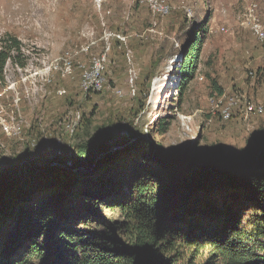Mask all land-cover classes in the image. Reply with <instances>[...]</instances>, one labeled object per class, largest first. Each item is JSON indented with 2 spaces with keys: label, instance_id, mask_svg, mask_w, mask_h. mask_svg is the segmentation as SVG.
Listing matches in <instances>:
<instances>
[{
  "label": "rangeland",
  "instance_id": "rangeland-1",
  "mask_svg": "<svg viewBox=\"0 0 264 264\" xmlns=\"http://www.w3.org/2000/svg\"><path fill=\"white\" fill-rule=\"evenodd\" d=\"M152 1L167 13L154 12ZM254 21L264 26V0H0V44L17 39L14 55L24 63L8 61L0 86V172L24 160L48 165L58 140L60 162L68 165L74 146L101 127L112 132L116 151L126 150L117 165L142 159L130 147L139 138L166 156H231L260 142L264 111L243 110L264 108V42L250 29ZM197 37L196 72L180 96L179 68ZM94 59L104 67L100 91L82 86ZM222 96L238 107L228 121L211 102ZM95 208L104 219L123 221L117 209ZM1 230L4 248L18 229L12 221Z\"/></svg>",
  "mask_w": 264,
  "mask_h": 264
},
{
  "label": "trees",
  "instance_id": "trees-1",
  "mask_svg": "<svg viewBox=\"0 0 264 264\" xmlns=\"http://www.w3.org/2000/svg\"><path fill=\"white\" fill-rule=\"evenodd\" d=\"M200 42L191 43L179 68L180 96L194 78ZM20 49L15 38L1 41L0 86L8 61L24 66L14 55ZM112 139L106 127L87 134L74 146L70 167L0 172V237L12 221L18 229L12 244L0 242V264H197L203 254L199 264H264V150L256 169L205 180L194 159L224 162L221 152L166 156L139 138L130 147L141 160L117 165L126 150L115 151L90 170L76 169ZM95 207L117 209L123 221L104 219ZM46 234L48 243H34Z\"/></svg>",
  "mask_w": 264,
  "mask_h": 264
},
{
  "label": "water",
  "instance_id": "water-1",
  "mask_svg": "<svg viewBox=\"0 0 264 264\" xmlns=\"http://www.w3.org/2000/svg\"><path fill=\"white\" fill-rule=\"evenodd\" d=\"M113 140H115V139L113 138L112 141H110L109 148L106 151L96 154L92 161H90L89 163H87L85 165L79 166L76 169H80V170L90 169L91 167H93L95 165V163H97L99 160L104 158L106 155L113 153L116 150H118V148H116V146L112 144ZM43 147L46 148L44 145H43ZM56 147L58 150L55 153L54 157L52 158L53 161L50 162L48 165H44V164L43 165H37L35 163L29 162L28 160H24V161H21L17 165V167L20 170L24 167H31V166L42 168V169L51 168V167H61V168L62 167L63 168L64 167H70L72 155L69 157L70 158L69 164L65 165L64 163L60 162L61 158L63 156V154H62L63 152L61 151L62 147L60 145H58L57 143H56ZM32 148H33L34 153H39V151L41 150L40 149L41 147L38 144H36V146L32 147ZM47 149H50V147L48 146ZM42 150L40 152H42ZM263 150H264V139L261 140L260 142L255 141L254 143H251V144L249 143L248 147H246V149L244 150L245 151L244 154L237 159L228 160V159H230V157L232 155L231 156H225L222 153L223 157L228 158L224 162L221 161L219 159V157L212 158V159H205V158H199L198 157L197 159H194V163L201 170L202 177L206 180L211 175H218V174H223V173L230 175L232 172H237L240 170H254V169H256L258 166L259 157H260ZM54 160H56V161H54Z\"/></svg>",
  "mask_w": 264,
  "mask_h": 264
},
{
  "label": "built area",
  "instance_id": "built-area-1",
  "mask_svg": "<svg viewBox=\"0 0 264 264\" xmlns=\"http://www.w3.org/2000/svg\"><path fill=\"white\" fill-rule=\"evenodd\" d=\"M152 8L154 9V12H159L161 14L167 13L168 9L167 7L163 6V4L158 3L157 1H152ZM251 31L255 35V37L261 41L264 42V26L260 24L259 22H253L250 27ZM66 71L68 72L70 70V66L68 63L65 64ZM103 63L100 59H94L92 62V67L89 71H86L83 75V83L82 86L86 90H93V91H100L102 89L103 83H104V77H103ZM223 99V101H222ZM211 102L213 104V108L215 109V112L220 116L221 119L224 121H228L232 118L233 112L238 109L237 103L231 99L230 101L225 100V97L222 96L218 99L213 98L211 99ZM245 114H255L259 115L262 114L264 111V108L262 105H253L248 104L245 105L243 108ZM66 129H69L71 126L69 124H66ZM3 129L6 133H10V127L7 125L3 126ZM19 132V128H17V133ZM71 133L73 130L70 131ZM58 145H61V142L58 140ZM32 147H35L36 144L32 143Z\"/></svg>",
  "mask_w": 264,
  "mask_h": 264
}]
</instances>
